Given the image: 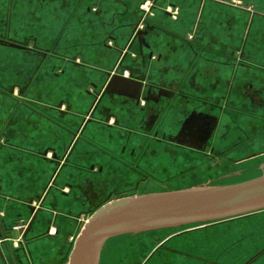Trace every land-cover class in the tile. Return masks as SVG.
<instances>
[{
  "label": "crops",
  "instance_id": "0c3cea01",
  "mask_svg": "<svg viewBox=\"0 0 264 264\" xmlns=\"http://www.w3.org/2000/svg\"><path fill=\"white\" fill-rule=\"evenodd\" d=\"M120 1L50 0L47 3L44 0H0V36L5 35L0 47H12L10 43H16L31 51L34 37L20 38L16 32L11 37L10 29L5 31V24L9 27L13 22L23 28L26 22L35 26V23L44 21L45 28L59 29L62 33L73 23H78L75 26L83 29L85 22L87 34L90 27L95 31L98 30L95 26L100 25L103 30L96 31L97 34L92 32L93 41L89 40L88 35L85 42H68L62 51H57L60 50L57 49L59 45L57 48L40 50L52 54L53 65L85 74L77 86L81 84L84 88V84L94 83L96 87L102 86L101 100L108 95L106 105L97 114L92 110L73 113L74 106L79 109L82 97L73 98L69 106L62 100L60 103L43 101L46 91H36L39 94L36 104L48 105L52 110L65 108L77 118L64 119L58 124L54 117H46L49 127H56L54 134L47 139H34L28 147L22 146L23 151L33 157L32 163L37 164L39 175H45L44 185L51 176L46 187L40 189L42 193L27 197L34 185H40L39 176L29 185L17 186L16 183L14 186L3 184L0 177V222L4 229L26 224L24 237L33 221L28 242L9 238L8 242L1 243L5 256L18 245L31 251L32 242L45 240L38 238L51 226L57 229V234L51 237L59 236L62 229L58 226L57 207L64 209L65 214V210L70 212L74 206L81 205L75 230L68 235L64 245L58 247L61 249H47L52 256L59 251L64 253L69 264L71 251L83 228L80 214L88 212L86 204H100L111 191L109 184H104L103 180L107 179L112 184L120 178V173L124 171L121 161L124 146L128 142V148L140 149L147 143V149H153V145H148L149 137L143 133L146 130L144 125L150 118L160 117L163 125H183L187 120V109H204L208 102L220 98L230 86L235 90L244 86L243 80L231 81L234 70L238 78L254 77L262 81L264 0H239L252 7L251 10L230 4L233 0H153L151 15L141 30L146 33L141 34H138L142 19L141 5L148 0ZM168 9L177 11L176 18L171 16ZM91 13H96L97 17H90ZM96 36L99 40H95ZM36 45L35 42L34 48L38 49ZM80 45L83 48L80 49ZM116 57L118 62L111 70L109 64L102 63L105 58ZM90 70L98 73L99 77L90 75ZM104 71H109L111 78L109 74V78H106ZM115 75L118 78H113ZM110 81L111 86L107 90ZM253 82L252 85H258ZM0 86V96L3 97L0 105L5 109V89L4 85ZM172 86L180 95L170 99L162 94V90ZM74 91L72 86L66 85L61 92L73 94ZM88 128L84 146L76 155L70 153L73 140L80 131H87ZM127 130H132V133L129 134ZM170 130L173 131L163 129L166 133ZM9 140L16 142L21 138ZM14 147L18 148L11 143L5 145V141L0 144V149L5 151ZM93 167L95 171L91 170ZM98 168L101 171H97ZM63 170L65 175L59 180ZM55 178V192L49 196L53 189L50 185ZM16 188L18 191L22 189V192L12 195ZM22 194L26 196H23L24 199L12 197ZM31 207L36 210L35 217ZM105 246L100 251L99 264H107ZM43 253L37 252L35 263L52 264L53 257L44 256ZM56 260V263L61 261L57 257ZM143 264H264V211L169 234L161 243L160 250Z\"/></svg>",
  "mask_w": 264,
  "mask_h": 264
},
{
  "label": "rangeland",
  "instance_id": "374dc122",
  "mask_svg": "<svg viewBox=\"0 0 264 264\" xmlns=\"http://www.w3.org/2000/svg\"><path fill=\"white\" fill-rule=\"evenodd\" d=\"M44 1L48 3L50 0ZM232 2L241 8H246L248 10L252 9V7L243 4V2L239 0H233L229 3L233 4ZM90 17L96 18L97 14L91 13ZM77 24L78 23H73L71 27L63 33L62 30L59 29L45 28L46 26L44 21L42 23H35V26H31L32 24L26 22L23 28H19V26L14 22L9 27L5 24V31L10 29L11 37L15 35V32L19 33L18 37L20 38H24L26 36L34 37L31 42V51L29 49H18L8 46L0 47V70L4 71L0 72V85H4L5 89V109H3L0 105V144L5 141V145L11 143L18 147H14L10 151L0 149V177H2L1 181L3 184L6 183L10 186H14L16 183L17 186V184L29 185L39 176L38 179H40V185H34V189L30 190L32 191L31 193H27V197L37 195L40 191H42L40 189L42 187L43 189L46 187L51 176L48 177V180L44 185L43 182L45 180V175H39L37 164L35 166L32 163L33 157H30L28 152L23 151L22 146L28 147L32 144L34 139H47L54 134V129L56 127L52 126V128H50L48 122L46 121V117H54L55 123L58 124H60V121L63 122L64 119L66 120L71 117L74 119L77 118L74 114L73 116L72 112L69 110L65 111V108L52 110L48 105L36 104L35 100L39 97V94H37L36 91L39 89L46 91V93L43 94V101L52 100L55 101V103H60L62 100L69 106L70 104L68 103L69 101H73V98L76 96L82 97L83 100L80 102L79 109L78 106H74L73 113H87L92 110V112L96 111L97 114L99 110L106 105L108 95L105 96L104 100H101L102 95L100 94V91L102 86L96 87L94 83L87 86L84 84V88L81 84L77 86V82L80 81L81 78H84L85 74H77L71 72L70 70H65L64 66H58L56 64L53 65L50 58L52 54H48L45 51L40 50L48 48L52 49L53 47L57 48V45H59L57 49L60 50L57 51H62L68 42H85L86 39H88V35L89 40L93 41V33L95 32V34H97L98 30L99 32L103 30L100 25H96L95 27L98 30L94 31L90 27L89 34H87L85 30L86 23L84 22L83 25L85 28L82 26L83 29H81L80 23V27L77 28V26H75ZM108 38L110 39V36ZM109 39H107V41ZM95 40H99V38L96 36ZM35 42L37 43L36 47L39 50L34 48ZM119 43L122 42L119 41ZM125 43L126 41L122 46H124ZM105 45L108 46L107 44ZM79 48L81 49L83 46L80 45ZM84 49L86 50V47ZM113 49L115 50L116 48ZM117 60L118 57L115 59L108 58V60L105 58L102 63L109 64L111 66L109 69L111 70L118 62ZM104 72L106 74V78H109V71ZM89 74H94V78L99 75L94 70H90ZM239 79L244 81V86L242 88L245 90L246 98H248V96H252L254 99L253 101L261 106V111L254 110V107L250 104L244 106L242 109L249 112L255 111V113L262 115L264 112V104H259L260 100H258L259 98L257 97V94H254L255 92L251 88V85L254 84L253 81H255L258 85L263 83L264 74L261 82L258 81L259 78L255 79L254 77H249V79H242V77H239L237 81ZM66 85L69 87L72 86L73 90H75L73 94L61 92L63 87ZM83 90L85 91L84 93ZM234 95L235 93H233V96ZM2 100L3 97L0 96V102ZM63 112L66 113V115L63 114ZM217 116L218 110H215V121L211 124L210 128L212 131L219 130L220 128L218 140L223 143L221 148L224 149L225 147H228V149H230L232 147L234 148L238 142L241 143V150L236 152L234 156H230L232 160L220 158L218 156L215 159V164H209L205 162L203 157L190 151L177 148L174 146L173 142L171 144L162 143L161 147L154 145L153 149H151V152L149 153L152 154L153 157L150 155L147 158L144 167L160 180L153 179L149 183L142 185L141 188L137 190L136 196L232 185L264 175V124H259L253 120H247L244 128L248 132V135L254 140H244V136L240 134L236 125L231 124V121L224 123L223 125H218L216 122ZM161 127L169 130L173 129L175 126L164 124ZM3 132H5V136L2 135L4 134ZM87 132H89V128L87 131H80V134H78L72 142L70 153L72 152L76 155L78 150L84 146L88 138ZM171 132L173 131L170 130L168 135L171 136V138H174L175 136L172 135ZM19 136L21 138L20 141L16 140L15 142L13 140H9L10 138H17ZM252 153H257L258 155L255 158H249ZM70 160L68 162L69 164ZM29 161H31V163H29ZM64 170L61 172L59 180H61L65 175ZM59 173L60 170L57 175ZM55 180L56 178L50 185L53 189L49 196H52L55 192L54 189L56 187L53 185ZM108 186L111 190H121V188H118V183H112ZM16 190L17 191L15 192L12 191L13 193L11 194L16 195L17 193L22 192V189L18 191V188H16ZM23 196L26 197L24 194L12 197L16 199H20L21 197L24 199ZM115 200L116 198H113L111 201ZM104 204L105 203L97 204L96 206L94 204L92 205V203L86 204L85 208H87L88 212L80 215V218L82 219V226H84L87 219ZM57 209L59 211L58 226L61 227L62 231L57 237H48L47 239L39 242H32L30 250L36 259L38 258V254H41L43 251L45 252L47 249H57L58 247L63 246L68 235L75 230L77 224L76 216L77 212L81 210V205L74 206L73 210L70 211L71 213L65 210L64 214V209L61 207H57ZM69 214L71 216H69ZM201 225L204 224L188 225L137 234H127L111 238L106 243L104 249V254L107 258L106 263L125 264L127 261L129 262L128 264H143L150 253L160 243H162L169 234L179 233ZM45 231L42 233L45 234ZM30 239H32V237ZM12 248L15 250L7 252V261L11 264H15V261H17L18 264L19 262L20 264H28L23 252L20 251L23 250V245H18L17 247L15 246ZM57 254L59 257L61 256V258H63L62 264H67L66 255L61 253V251ZM57 254L52 256V264H60V260L56 263V257H58ZM0 264H3L1 258Z\"/></svg>",
  "mask_w": 264,
  "mask_h": 264
},
{
  "label": "water",
  "instance_id": "95a60500",
  "mask_svg": "<svg viewBox=\"0 0 264 264\" xmlns=\"http://www.w3.org/2000/svg\"><path fill=\"white\" fill-rule=\"evenodd\" d=\"M143 32L146 33L139 31L138 34ZM10 46L25 48L16 43H10ZM261 211H264V175L232 185L121 198L104 204L88 218L75 241L69 264H99L100 251L114 237L216 223ZM31 213L35 217L34 207H31ZM32 226L33 221L24 234L26 242ZM18 237L13 228L4 229L0 222V240L8 242L9 238ZM0 258L3 264H8L1 243Z\"/></svg>",
  "mask_w": 264,
  "mask_h": 264
},
{
  "label": "flooded vegetation",
  "instance_id": "af4514ba",
  "mask_svg": "<svg viewBox=\"0 0 264 264\" xmlns=\"http://www.w3.org/2000/svg\"><path fill=\"white\" fill-rule=\"evenodd\" d=\"M3 40L5 41V35L2 34V36H0V41ZM233 72L234 73L231 77V81L232 79L236 81L238 79V76H236L235 70ZM251 88L255 92L254 94H257V97L259 98L258 100H260L259 104H264V82L257 86L251 85ZM174 89V86H172L165 90H162V92L161 88H159V93L162 92L164 96L171 99L176 95H180ZM233 93H235L234 96ZM248 98H246L245 90L243 88L235 90V87L230 86L228 90L224 91L220 98L208 102L206 108L199 110L195 108L187 109L186 113H188V116L187 120H185V123L183 125L175 126L173 128V132H171L172 135L175 136L174 138H171L168 133L163 131V127H161L163 126V123H161L162 119L159 120L160 117L150 118L144 125V127H146V130L143 131V133L147 135V137H149V140L147 141L148 145L151 144L153 145V147L154 145H156L157 147H161L162 143L171 144L173 142L174 146H176L177 148L195 153L203 157L205 159V162L209 164H215V159L218 156L220 158L232 160L230 156H234L236 152H239L241 150V143L238 142L235 145V147L237 148L232 147L228 149V147H225L224 149H222L221 147L223 146V143L218 140L220 128L219 130L212 131L210 126L215 121V110H218V116L216 118V122L218 125H223L224 123H228L229 121H231V124L236 125L240 134L244 136V140H254L248 135V132L245 130L244 125L246 124L247 120H253L259 124H264V112L262 115H260L258 113H255V111L249 112L243 110L242 108L244 106L250 104L254 107V110L261 111V106L253 101V97L248 96ZM251 101H253L254 103ZM116 126H118L117 123ZM127 131L129 132V134L132 133V130ZM146 144H144L143 148L135 149L131 146L128 148L127 142V145L124 146L121 154V161L123 163L122 165L124 167V171L120 173V178L117 181H114V183L119 184L118 188H121V190L115 191L116 189H114L108 191L106 196L101 200L100 204L112 202L111 200L113 198H116V200H118L121 198L136 196L137 190L140 189L142 185L149 183L153 179L160 180L155 177L152 172H149L148 169L144 167L147 158L150 155L151 157H153L152 154H149L151 151L150 149H147L148 146ZM257 155V153H252L249 158H255ZM91 170H94V167L91 168ZM97 171L101 170H99L98 168ZM103 183L111 184V182L107 179H105V181L103 180ZM48 232L49 230H47V232L38 239H46L48 237H51L52 235H50ZM160 248L161 243L150 253L146 261L149 260L155 253H157ZM20 251L23 252L28 264H36L35 256L31 251L27 250V248L24 247L23 250ZM42 255L52 256V252L50 250H47ZM57 258L61 259L60 264H62L63 258H61V256H58ZM15 263L18 264V262ZM128 263L129 262L127 261L125 262V264ZM8 264L11 263L8 262Z\"/></svg>",
  "mask_w": 264,
  "mask_h": 264
},
{
  "label": "built area",
  "instance_id": "2783aa9c",
  "mask_svg": "<svg viewBox=\"0 0 264 264\" xmlns=\"http://www.w3.org/2000/svg\"><path fill=\"white\" fill-rule=\"evenodd\" d=\"M232 5H235V6H238L237 4H232ZM153 7V0H148L146 2H144L142 5H141V10H142V19L140 21V28H139V31H141L142 29H144L145 27V22L147 21L149 15H151V9ZM169 12H171V16L176 18L177 16V11H171L170 9H168ZM26 228V224H17L16 226H14V230L15 232H17L19 234V237L16 238V239H12L13 241H23V233H24V230ZM50 235H56L57 233V229L56 227L54 226H51L49 228V232H48ZM10 240V239H8ZM5 241V239H1L0 240V243H3Z\"/></svg>",
  "mask_w": 264,
  "mask_h": 264
}]
</instances>
